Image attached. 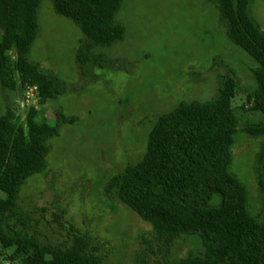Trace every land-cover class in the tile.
I'll return each mask as SVG.
<instances>
[{
    "label": "rangeland",
    "instance_id": "1",
    "mask_svg": "<svg viewBox=\"0 0 264 264\" xmlns=\"http://www.w3.org/2000/svg\"><path fill=\"white\" fill-rule=\"evenodd\" d=\"M248 10L264 30V0H251ZM37 21L29 59L58 77L61 93L38 106L34 87L10 91L0 84V116L10 109L25 124L37 107V121L53 124L60 106L75 118L49 139L45 168L20 192L19 207L38 241L69 246L75 235L85 236L105 264H177L201 253L193 236L159 240L108 184L142 158L158 115L180 101L217 97L228 77L236 84L238 125L231 169L246 186L249 211H260L257 155L264 136L245 132L263 120L250 99L255 62L229 37L216 0H124L117 14L124 38L88 49L97 59L86 71L77 60L85 38L80 26L57 14L52 0H41Z\"/></svg>",
    "mask_w": 264,
    "mask_h": 264
},
{
    "label": "trees",
    "instance_id": "2",
    "mask_svg": "<svg viewBox=\"0 0 264 264\" xmlns=\"http://www.w3.org/2000/svg\"><path fill=\"white\" fill-rule=\"evenodd\" d=\"M228 35L255 62L256 87L250 99L263 120L245 132L264 136V30L250 14L251 0H216ZM41 0H0V84L15 91L34 87L37 105L55 100L58 77L29 59L38 32ZM124 0H52L54 11L84 33L77 60L86 71L93 60L88 49L110 46L125 35L117 22ZM235 80L228 77L217 97L180 101L157 116L147 135L146 150L135 164L112 177L120 200L149 222L156 237L172 243L182 236L200 240L203 251L177 264H264V141L257 155L262 206L248 209L244 183L232 171L231 146L238 125L232 111ZM37 107L26 123L8 109L0 116V264H105L85 236L69 246L44 244L31 234L29 217L18 200L25 182L46 166L49 139L74 117L58 106L56 122H38Z\"/></svg>",
    "mask_w": 264,
    "mask_h": 264
}]
</instances>
